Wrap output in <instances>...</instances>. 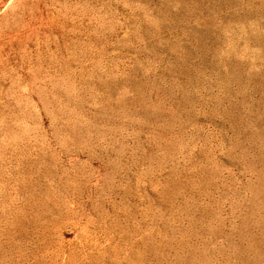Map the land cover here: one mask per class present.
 Returning <instances> with one entry per match:
<instances>
[{"label":"rangeland","instance_id":"obj_1","mask_svg":"<svg viewBox=\"0 0 264 264\" xmlns=\"http://www.w3.org/2000/svg\"><path fill=\"white\" fill-rule=\"evenodd\" d=\"M0 264H264V0H0Z\"/></svg>","mask_w":264,"mask_h":264}]
</instances>
